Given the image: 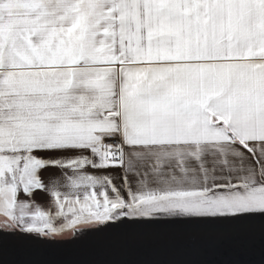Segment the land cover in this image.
<instances>
[{
  "label": "snow or ice",
  "instance_id": "1",
  "mask_svg": "<svg viewBox=\"0 0 264 264\" xmlns=\"http://www.w3.org/2000/svg\"><path fill=\"white\" fill-rule=\"evenodd\" d=\"M251 216L264 0H0V237Z\"/></svg>",
  "mask_w": 264,
  "mask_h": 264
},
{
  "label": "rangeland",
  "instance_id": "2",
  "mask_svg": "<svg viewBox=\"0 0 264 264\" xmlns=\"http://www.w3.org/2000/svg\"><path fill=\"white\" fill-rule=\"evenodd\" d=\"M0 264H264V217L123 221L53 239L4 234Z\"/></svg>",
  "mask_w": 264,
  "mask_h": 264
},
{
  "label": "crops",
  "instance_id": "3",
  "mask_svg": "<svg viewBox=\"0 0 264 264\" xmlns=\"http://www.w3.org/2000/svg\"><path fill=\"white\" fill-rule=\"evenodd\" d=\"M35 198H36L37 201H40V202H43V201H45L47 199V197H45L44 194L40 193V192L36 193V197Z\"/></svg>",
  "mask_w": 264,
  "mask_h": 264
}]
</instances>
